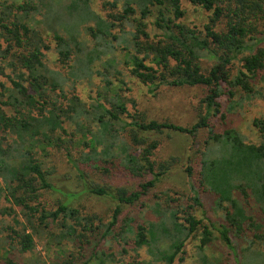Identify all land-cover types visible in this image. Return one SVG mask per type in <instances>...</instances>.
Returning a JSON list of instances; mask_svg holds the SVG:
<instances>
[{"label":"trees","instance_id":"obj_1","mask_svg":"<svg viewBox=\"0 0 264 264\" xmlns=\"http://www.w3.org/2000/svg\"><path fill=\"white\" fill-rule=\"evenodd\" d=\"M69 1L58 6L43 0L0 3V37L6 44L3 49L0 46V75L10 69L6 78L12 84L8 87L0 82V195L4 192L6 201L30 217L26 223L13 218V226L5 227L10 234L0 237V264H19L15 252L23 255L31 251V233L40 231H49L59 247L60 254L51 264H78L93 241L110 237L126 240L124 236H133L136 250L154 247L157 260L175 264L185 242L198 230L201 264H210L203 252L215 240L235 252L247 231L252 234V243L264 249V115L251 121L259 139L256 144L246 143L244 136L231 128L218 132L209 122L211 116L225 118L220 100L223 96L232 111L237 92L242 93L240 106L242 101L259 95L254 87L264 83V0H187L208 15L200 27L185 26L182 0L107 1L104 6L112 9L121 4L117 16H110V20L89 12V0ZM42 7L47 15L55 12L57 16L48 31L53 34L58 61L67 76L48 68L43 51L49 46L42 33L31 28L32 12L39 15ZM89 20L94 25L85 28V33L92 39V47L79 38L80 24ZM149 28L159 35L151 36ZM117 51L122 54L120 61L114 55ZM94 61L101 64V71L93 69ZM120 66L128 68L150 95L161 87L205 89L202 103L207 112L199 113L196 122L187 127L147 120L139 111L129 112L121 89H114L110 79L126 85L114 76L121 74ZM92 77L101 79L98 99L92 104L87 106L76 96L67 95L76 81L91 82ZM110 93L113 98H109ZM203 130L209 135L195 152L199 156L198 171L193 174L189 165L184 170L186 183L194 190L190 198L194 206L173 199L171 204L176 203L177 209L172 206L164 213L167 224L145 227L138 223L134 228L133 219H123L116 232L122 205L135 206L174 165L173 158L157 161L160 142L156 136L170 131L195 139ZM78 132L82 140L77 139ZM47 147L60 154L64 150L80 181V190L59 196L60 190L50 181L51 174L43 168L35 150ZM94 158L96 167L87 171ZM92 169L97 174L102 172L95 178L98 182L89 180ZM123 173L142 180L137 189L130 191L114 180H99L107 176L116 179ZM195 176L199 189L216 197L214 206L222 211L224 224L204 225L195 218L194 207L202 205L194 189ZM85 193L111 200L114 207L109 220L86 212L76 203ZM54 194L58 195L50 208L41 202L45 195ZM13 211L3 208L0 214L10 216ZM210 227L219 233L218 239ZM251 254L254 262L250 263L264 264V250ZM92 256L103 264L98 254ZM238 261L236 258L241 264Z\"/></svg>","mask_w":264,"mask_h":264},{"label":"rangeland","instance_id":"obj_2","mask_svg":"<svg viewBox=\"0 0 264 264\" xmlns=\"http://www.w3.org/2000/svg\"><path fill=\"white\" fill-rule=\"evenodd\" d=\"M4 0H0L2 3ZM20 2L21 0H17ZM37 2V0H35ZM111 2L112 0H89V12L94 15L99 16L104 20H110V16H117L118 12L121 10V4L116 9H112L108 5L104 6L105 2ZM46 4H53L54 6L65 5L69 3V0H43ZM182 6L186 11L183 23L187 27H200L203 25L207 19L208 15L205 11L199 8H194L190 5L187 0H182ZM47 9L42 7L40 9V14L32 12V17L34 22L31 23V28H36L42 33V38L44 43L49 46V50H44L45 54L44 62L47 64L48 68L54 70L63 76H67V71L61 66L58 61L59 55L56 51V42L53 39V34L48 31L53 21L57 20V16L53 13L47 15ZM49 17V18H48ZM45 18H47L45 20ZM92 21L82 22L79 26L81 41H86L89 47H92L93 41L85 33V28L88 26H93ZM125 30H128L126 28ZM149 33L151 36L158 34L153 28H149ZM1 49L5 48L6 44L0 37ZM116 58L120 61L122 59V54L117 51L115 54ZM106 57L99 60L104 61ZM73 64V63H70ZM238 64L236 63L234 72H236ZM94 70L101 71V64L94 61L92 65ZM118 70L121 71L120 75H114L118 79H122L126 84L124 87L116 79L111 77L112 87L120 88L122 97L125 100V105L129 112L134 113L139 111L143 114L147 120H158V121H170L176 125H181L184 127L191 126L196 122L199 113L205 114L207 112L206 106L202 103L206 96V90L200 87H161L154 95L148 94L145 86L138 82L136 78L131 76L129 69L120 66ZM95 72V71H93ZM5 75H0V82H3L8 87L12 84L7 80L6 75L10 74V69H5ZM71 77V76H70ZM73 78V77H71ZM81 78V77H80ZM261 82L257 83L254 87L255 91H259V95H256L250 100L242 101L241 106L238 101L242 96L241 92H237L234 98L235 109L232 111L228 110L229 104L226 101V97L223 96L220 100L223 106V112L225 118L220 120L219 117L211 116L209 118L210 124L215 128L216 131L234 129L244 136L246 143L256 144L259 142L257 134L254 132L251 126V121L255 116L264 115V83L261 87ZM101 86V79L99 77H92V81L89 82L88 79H81V81H76L73 85L74 89H67V95L70 94L76 96L82 103H86L88 106L92 104L96 99H98V87ZM68 88V87H67ZM262 95V97H260ZM109 98H113V94L110 93ZM103 99L101 98V101ZM64 103V100H63ZM125 118V116H123ZM129 121V119L125 118ZM207 130L199 132L195 139L188 137L185 134H179L176 132L166 131L156 138L160 142L155 156L157 161H166L170 158L175 160L172 169L163 176L162 179L150 189L145 196H143L140 201L135 206H125L122 205V209L118 218V225L116 226V232L119 227L122 226L123 219H133L134 221L131 225L135 228L138 223H142L145 227H149V224H156L160 227L165 223V215L172 206L177 209L176 203L171 204L173 199L179 200L180 202L186 203V205H193L190 202L191 196L194 195V190L191 185L186 183V174L184 172L185 167L189 165L193 168V174L197 173L198 168L196 164L198 162L199 156L195 154L196 150L199 149L201 143L208 138ZM77 139L82 140L81 133L76 134ZM88 140V139H87ZM195 144V146H194ZM37 152V158L39 161L43 162V168L49 172L50 181L52 184L60 190L59 196L66 195L68 193L77 192L80 190L79 180L74 169L68 163L65 152L62 150L61 154L56 151L45 148L41 151L39 148L35 149ZM116 152L118 150L114 149ZM126 152H131L129 149L125 148ZM139 152V150H137ZM138 154V153H136ZM81 158V157H80ZM97 158L89 163L87 171L89 168L96 167ZM94 172V169L91 170ZM89 173V180H94L98 182L97 179L102 175ZM149 178V177H148ZM147 178V179H148ZM101 183H107L109 181H115L119 184L124 185L128 190L132 191L137 189V186L142 182L140 178H136L132 175L123 173L116 179H110L108 176L104 180L99 179ZM196 176L193 177L194 189L197 191L199 198L201 200V207H194V215L196 219L202 221L204 225L212 223L215 227L218 224H224L225 221L222 217V211L215 209L214 202L216 197L210 194H205L202 189H199L198 183L195 182ZM0 185L3 186V182L0 180ZM61 194V195H60ZM45 195L42 197L41 202L47 203L50 208L53 203L55 196ZM170 200V202H168ZM76 203L80 205L86 212L97 213L103 216L107 220L110 219L114 204L109 198L105 197H94L88 194H83ZM174 203V202H172ZM158 205V206H157ZM11 208L14 211V215L0 214V237L7 236L10 234L5 230L7 226H13V218L17 219L22 223H26L30 217L22 210L19 206H15L12 203L6 201L5 193L2 192L0 195V209ZM53 208V207H52ZM173 208V209H175ZM54 227V225H52ZM213 236L218 239L219 233L210 227ZM53 231V230H52ZM49 231H40L38 234L31 233L34 239V247L31 251L26 254L19 255L15 252V259H17L19 264H51V261L56 260L57 254H60L59 247L55 245L54 241ZM116 234V233H115ZM118 237V236H117ZM125 239L112 238L109 239H99L93 241L91 246L85 252V257L82 260L87 262V264H102L97 259L96 256L93 257L92 254L95 252L101 257L103 264H136L138 262H143L144 264H164L163 261L157 260L156 249L142 247L140 249L135 248L133 243V236H124ZM201 238V230L195 232L184 244L181 253L176 258L175 264H201V254L198 253L197 245L198 240ZM252 234L247 231L244 232L243 236L239 239L236 245L235 252L227 249L225 245L218 239L213 242L210 247H206L203 255L207 258L210 264H237L236 258L241 262V264H252L251 258L252 252L263 251V247L259 246L257 243H252ZM164 248V245H161ZM9 250V249H8ZM161 251V247L159 249ZM3 252V251H2ZM1 252V253H2ZM101 254H104L101 256ZM81 261V262H82ZM78 263V264H81ZM254 262V261H253ZM240 264V263H239Z\"/></svg>","mask_w":264,"mask_h":264}]
</instances>
